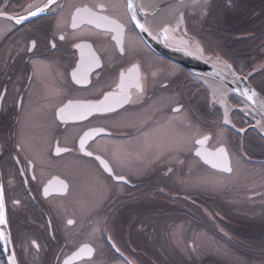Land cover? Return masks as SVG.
Returning <instances> with one entry per match:
<instances>
[{"label": "flooded vegetation", "instance_id": "af4514ba", "mask_svg": "<svg viewBox=\"0 0 264 264\" xmlns=\"http://www.w3.org/2000/svg\"><path fill=\"white\" fill-rule=\"evenodd\" d=\"M232 1L242 5L239 24L231 25V11L223 15L229 25L220 27L212 15L200 21L185 9L193 16L186 28L239 63L263 59L264 45L246 55L253 52L248 44L260 43L247 39V25L264 29V0ZM220 2L210 0L206 9L218 10ZM45 5L0 32V180L19 264H228L230 247L262 257L264 245L251 240L256 229L241 222L244 185L240 199L221 203L220 193L195 187V175L199 165L228 176L242 162L263 165V140L236 102L231 126L194 75L153 49L137 23L158 37L148 25L157 7L148 10L145 0H0V10L13 15ZM77 9L96 16L82 12L73 28ZM215 28L227 35L243 29L241 55L228 54L227 38H217ZM101 101L112 110L78 118L83 105ZM200 146L223 148L231 171L204 163L195 154ZM201 231L211 235L213 254L194 240ZM0 264H7L1 247Z\"/></svg>", "mask_w": 264, "mask_h": 264}, {"label": "rangeland", "instance_id": "374dc122", "mask_svg": "<svg viewBox=\"0 0 264 264\" xmlns=\"http://www.w3.org/2000/svg\"><path fill=\"white\" fill-rule=\"evenodd\" d=\"M220 1L223 3L220 2L221 6L219 8L217 7L218 10H216V7L214 9H211V8L202 9L200 7V8L194 9L195 12L190 13V14L198 16L200 21H203L205 17L207 16L209 17L212 15L213 19H215L214 25H219L220 27H222L226 25L229 21V17H226L227 20L225 22L223 19V15L226 14V11H231V25H236L237 22L239 24L240 23V19H239L240 6H242L240 2L235 3L232 0H228L227 2H224L223 0H220ZM192 19H193V16L189 18L185 16L184 14L182 25H180L179 28L175 29V28H172V26H170L169 28L171 30L170 36H172L175 39L185 41L188 44H191V45L195 44V45L200 46L201 48H203L204 53L206 51L209 56L211 55H217L220 57L225 56V58L231 61V63L235 66L236 70L239 73L250 76V78H252L251 82L253 83V80H254L255 84L262 90V93H263L264 92V73H261L262 67L260 69L258 68L259 70H255V68H253L254 70L253 69L248 70L256 62V60H254L256 58L249 57L250 55H253L255 52L248 53L247 55L245 54L249 58L240 63L239 61L237 62V60L235 59L233 60V58L226 57V55L222 54L216 49V46L213 44L210 37L207 36V39L203 41L200 39V37H198L197 34H194L193 30L188 29V27L186 28L185 25H187V23H190ZM203 23L204 22H201L200 25H203ZM221 31L225 32L224 30H221ZM221 31L219 32L221 33ZM220 33L216 34L217 38H221L222 35ZM220 48L223 49L221 45H220ZM263 51H264V48H263ZM260 60L262 62V59ZM263 61H264V58H263ZM210 99L212 101L211 103H214L217 110L221 111L222 109L218 105L216 100L211 98V96H210ZM234 102H236L235 107H240L241 109L240 111L243 113L242 115L246 117L244 119H246L247 122L254 125L255 121L259 120L257 115L256 116L254 115V112L245 113V111H243V109L247 106V103H243L242 101L236 99L234 96H229V103L233 106ZM242 107L244 108L242 109ZM233 108L231 109L232 112L234 111ZM186 134L187 132L185 130L183 132V137ZM183 137L178 135V138H177L178 142L179 143L182 142L183 146H186L188 148L189 144L187 143L185 138L184 140L182 139ZM174 141H170L168 144H171V143L174 144ZM260 141L262 140L260 139ZM262 144L264 148L263 141H262ZM262 157H264V150H263ZM245 158L248 159L249 157L246 155ZM249 163L250 162H246V164H244L242 162V165L238 164L237 170L235 171L233 170V174L230 176L220 174L218 172H213L199 165L198 175H195V178H198L197 179L198 183L195 185V187H199V189H205L208 191L220 193L219 196L218 195L216 196L218 197L217 200H219L222 203V200L225 199L227 202L231 203L230 200L234 201V200L240 199L239 198L240 191H242L241 186L243 187L244 185V189L246 192H244V195H243L244 200H241L240 203H246L244 204L242 208V211H244L243 213H245L243 217L245 218L241 217L242 219H246V220H242V221L240 220V221L245 224H248L247 225L248 230H253L252 228L256 229L253 231H255V233L257 232L258 235H260L261 233L260 231H262L263 234L261 236L254 235L251 239L253 238L262 239V237L264 238V164L259 165V166H256V165L250 166L251 164ZM254 190H256L255 192H257L259 195L248 197V193L253 192ZM233 208H236V207L233 206ZM239 219H237L238 222H240ZM192 230L193 229L190 225V227L188 228V231L192 233ZM199 236H201V238ZM194 240L199 241V244L204 245L206 251L209 250V252H211L209 247L214 246V244L211 241L213 240L211 235L208 234L206 231H201L199 234L194 235ZM235 242L238 244H242L239 241H235ZM237 249L230 247L228 249V252L227 250L225 251V257L226 259H228V264H260L262 261H264V255L258 258L255 256L254 259H251V258H248V256L246 257L243 253L241 252L239 253ZM215 250H217V248H215Z\"/></svg>", "mask_w": 264, "mask_h": 264}, {"label": "water", "instance_id": "95a60500", "mask_svg": "<svg viewBox=\"0 0 264 264\" xmlns=\"http://www.w3.org/2000/svg\"><path fill=\"white\" fill-rule=\"evenodd\" d=\"M0 13H2L0 14V19L3 21H8L10 23V26L16 25L15 18H18L20 16H27L28 14V12H25V13H19V14L13 15V14L4 13L2 10H0ZM8 17H12V19H9ZM31 17L32 16H28L26 20H29ZM137 24L143 25L142 21H140ZM7 26L4 27V30H8L10 26L8 27ZM140 30H141V33L145 36V38L151 44V46L153 47L155 51H157L161 55H164L180 63L188 72H190L193 75H199V76H203V77L217 81L218 83L226 87L230 91L231 95L249 104L251 107L257 110L264 117V96L249 82V79L247 76H245L244 74L238 73L232 67V65L229 64L227 61L226 63L230 66V72H227L224 69L213 65L207 60L202 59L198 57L197 55L185 49L169 46L166 43L168 36L164 34L163 31H161V33H158V37L159 38L162 37L164 39V41L162 42L158 39V37H154L149 32H147L145 29L141 28ZM211 56L214 59H221V57L217 55H211ZM252 92H255L256 95L252 96V98L250 99L249 96H251ZM251 127L257 130L258 133L264 138V133L259 131L256 125H252ZM198 152L201 153V155H198L197 154ZM195 154L199 156L200 159L204 163H206L207 165L211 167H213V164H218V165L223 164V156H220V154H218V149L209 151L206 148L200 146L196 149ZM227 162H228V166H230L228 156H227ZM213 168L217 170L226 171L224 170L222 166L213 167ZM0 190H2L1 180H0ZM4 213L8 221L5 202H4ZM0 230L4 231L6 235L10 234L11 243L0 241V247L5 257L6 263L11 264V255L13 252L15 253V250H14L12 239H11L9 223H7V225H0ZM15 258H16V264H19L16 254H15Z\"/></svg>", "mask_w": 264, "mask_h": 264}, {"label": "bare ground", "instance_id": "6f19581e", "mask_svg": "<svg viewBox=\"0 0 264 264\" xmlns=\"http://www.w3.org/2000/svg\"><path fill=\"white\" fill-rule=\"evenodd\" d=\"M209 1L210 0H145V5L148 10L150 9L155 10V7H157L155 12H153L154 14L152 15V23L151 24L148 23L149 28L151 32L155 34L161 33V31H163L164 34L168 36L166 43L171 47H178L185 49L197 55L198 57L207 60L213 65L220 67L227 72H230V66L226 63L227 61L236 70L235 66L231 63V61L225 58V56H221V59H214L212 56H209L206 51L204 53L203 48H201L200 46L195 44L191 45L185 41L178 40L170 36L171 35V30L169 29L170 26L176 29L179 28L180 25H182V21L184 18L183 11L185 9H189L191 11L200 7L202 9H205ZM8 24L10 25L8 21H3L0 19V32L2 31V28H4ZM165 29H167V32H165ZM244 75L247 76L249 79L248 75L246 74ZM194 76L197 79V81H199L201 84H203L206 87V89L210 93L211 98L215 99L218 105L221 107L226 123L233 126V123L229 116L230 110L232 109V105L229 103V96H231L230 91L213 79H209L199 75H194ZM243 108L244 107H242V109ZM243 111H245V113L254 112V115L255 116L257 115L259 120L255 121L254 125H256L259 131L264 133V117L249 104H247V106L243 109Z\"/></svg>", "mask_w": 264, "mask_h": 264}, {"label": "snow or ice", "instance_id": "6c2138e0", "mask_svg": "<svg viewBox=\"0 0 264 264\" xmlns=\"http://www.w3.org/2000/svg\"><path fill=\"white\" fill-rule=\"evenodd\" d=\"M52 3H55V0H49V4H52ZM129 6H131V5H129ZM29 7H31V6H29ZM47 7H48V5H45L43 8L38 7L36 9V11H29L27 16H20L18 18H15V23L19 25L24 20H26L28 18V16H36V15H38V13L45 11V8H47ZM98 7L103 8V5H98ZM82 12L89 13L93 17L96 16L95 13H90L88 9H77L76 10V15H74L73 18H72L73 19V23H72V27L73 28L77 27V20L81 18L80 14ZM0 14H2V13H0ZM8 18L12 19V17H8ZM98 19H107V18L106 17H98ZM89 22L91 23L92 21L90 20ZM97 26H99V25H97ZM140 26L143 28V25H140ZM117 27L119 28V26H117ZM145 30H147V29H145ZM165 32H167V29H165ZM59 39L63 40L64 36H60ZM35 46H36L35 41H33L31 48H29L28 50L32 51V49H34ZM55 46H56L55 44H52L53 48H55ZM77 47H81V46L77 45ZM121 52H123V48H121ZM96 63L98 65L99 61L96 60ZM75 75L76 74L73 73V77L74 78H75ZM80 82H81L80 80H77V83H80ZM137 86L139 87V85H137ZM118 87H121V88L123 87V74H121V85H118ZM255 95H256V93L252 92V94H251V96H249V98L251 99L252 96H255ZM107 99H108V96L105 97V100H107ZM126 99L127 98H125V102H126ZM82 107L86 111L84 113H82L78 118H84V115H86L87 113H90L92 111L103 112V111L112 110L111 107L105 106L103 101H101L99 104H96V105H83ZM60 112L63 113L64 109H61ZM61 118H63V116ZM93 131L99 133V132L103 131V129H96V130H93ZM89 135H90V133H85L84 137H82L81 140H80V148H81L82 151L84 150L85 142H86L87 138L89 137ZM207 139H208V137H205L204 140L197 141V143L203 144ZM56 151L59 154L61 151H68V149H61V148L57 147ZM86 154L87 155H92L91 152H87ZM197 154L201 155V153H199V152ZM218 154L223 156V164L222 165L213 164V167H221L222 166L224 168V170L230 172L231 168L228 166L227 154L225 153V150L223 148L218 149ZM96 159L99 160L100 157H96ZM100 162H101V164H103L104 168L107 171L111 172V169L109 168L108 164L105 161L101 160ZM169 171H171V169H169ZM118 179H122V177H118ZM45 192H47V189H45ZM14 203L18 204L19 201H15ZM7 223H8V221H7V219L5 217V213H4L3 191L0 190V225H7ZM68 223L72 224L73 221L69 220ZM0 241H4L6 243H11L10 234L6 235L4 231L0 230ZM33 243H35V242H33ZM87 251H88V253H91L92 250L89 248V249H87ZM117 251H119V249H117ZM11 264H16V258H15V253L14 252L11 255ZM65 264H67V262H65Z\"/></svg>", "mask_w": 264, "mask_h": 264}, {"label": "trees", "instance_id": "16d2710c", "mask_svg": "<svg viewBox=\"0 0 264 264\" xmlns=\"http://www.w3.org/2000/svg\"><path fill=\"white\" fill-rule=\"evenodd\" d=\"M221 3H223V2H221ZM221 3H220V6H221ZM213 31H215L214 33L217 34V33H220L219 31H221V30L219 28H215V29H213ZM241 31H242V33H240ZM247 31H248L247 39L253 38V39H259L260 40V43H255L254 42V44H248L247 45V50L249 49V50H252L253 52L257 53L258 48L260 47V45L261 46L264 45V29L261 32L256 33V29H254L253 25H247ZM231 32H235V31L232 30ZM237 32H238L237 34L233 33L231 35H227V34L223 33L224 36H226V38H227L226 48H228L227 49L229 51L228 54H231V56H233L235 58L238 57L239 55H241V51L238 49L241 46V42H245L247 40L246 38L244 39L245 36L243 34V29L238 30ZM223 34H221V35H223ZM254 60H256V62L248 70L253 69V68H255V70H259L261 67H262V69L264 68L263 59H262V62H261L260 59H254ZM251 80H252V78H251ZM253 85L258 90L261 91V89L255 84L254 80H253ZM260 232L261 233L258 236H261L263 234L262 231H260ZM251 240H253L254 244H257V245L263 244L264 245V238L263 237H262V239L253 238Z\"/></svg>", "mask_w": 264, "mask_h": 264}]
</instances>
